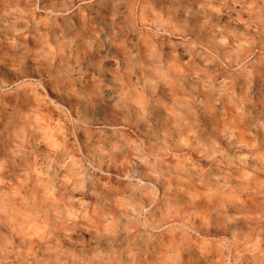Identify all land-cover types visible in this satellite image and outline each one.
<instances>
[{"label": "clouds", "instance_id": "1", "mask_svg": "<svg viewBox=\"0 0 264 264\" xmlns=\"http://www.w3.org/2000/svg\"><path fill=\"white\" fill-rule=\"evenodd\" d=\"M0 264H264V0H0Z\"/></svg>", "mask_w": 264, "mask_h": 264}]
</instances>
